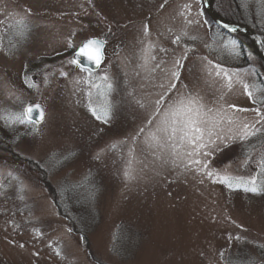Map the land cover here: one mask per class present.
<instances>
[{
	"label": "rangeland",
	"instance_id": "374dc122",
	"mask_svg": "<svg viewBox=\"0 0 264 264\" xmlns=\"http://www.w3.org/2000/svg\"><path fill=\"white\" fill-rule=\"evenodd\" d=\"M214 8L264 38V0ZM190 96L203 147L157 130ZM86 241L103 264L264 263V62L202 0H0V264H96Z\"/></svg>",
	"mask_w": 264,
	"mask_h": 264
},
{
	"label": "snow or ice",
	"instance_id": "6c2138e0",
	"mask_svg": "<svg viewBox=\"0 0 264 264\" xmlns=\"http://www.w3.org/2000/svg\"><path fill=\"white\" fill-rule=\"evenodd\" d=\"M97 45L98 42L95 40L87 41L79 49L78 55L84 56L89 62H93L97 66H99L102 60V53L100 51V47ZM72 62L76 63L77 61L73 60ZM177 64H179V61H177ZM177 75H178L177 73H173V76H177ZM226 86L229 89L232 86L230 77H228V83ZM172 87H175V85H172ZM244 87L247 95L250 98H252L253 93L249 91V86L245 84ZM157 104H159V101H157ZM204 107L205 106L199 102V99L197 97L190 96L186 101L183 97H181L180 101H178L176 105L171 106L166 111L165 117L161 121L162 126L159 127L157 130L159 132L164 133L167 139H173L176 136V134L179 133V139L181 142L187 141V143L190 145H197L198 147H203L204 145L199 142L203 141L205 133L207 132V135L209 136L212 135L211 127L207 129L203 127V125L207 124L209 120L212 119L211 117H209L207 120L205 119L207 113L204 111ZM230 107H235V106H230ZM33 111H37L38 118L40 120H43L44 112L39 105L26 107L24 110V116L31 119V113ZM241 111H243V109H241ZM105 114L107 115L106 111ZM244 127L245 129H247L248 125H245ZM252 134L254 133L249 132L246 133L245 135H252ZM244 138H245L244 136L241 137V139ZM152 139L158 140V137L153 135ZM189 154L191 155V153ZM195 163H199V161H195ZM251 183L253 184V187L250 190L256 192L257 188L255 187L256 184L255 178H252Z\"/></svg>",
	"mask_w": 264,
	"mask_h": 264
},
{
	"label": "water",
	"instance_id": "95a60500",
	"mask_svg": "<svg viewBox=\"0 0 264 264\" xmlns=\"http://www.w3.org/2000/svg\"><path fill=\"white\" fill-rule=\"evenodd\" d=\"M214 1L215 0H203L204 2V7L206 10L207 15L209 16V18L211 19V21L218 25L221 29L226 30L229 33L232 34H241L246 36L248 39H252L254 40L256 47L258 49L259 52H256L257 54H259V57L262 59V61L264 62V40L262 38V35L259 34L258 32H256L255 30H253L252 28L245 26L243 24H239V23H235V22H231V21H227L225 19H223L222 17H220L218 15V13L216 12L215 8H214ZM89 40H95L98 42V45L100 47V51L102 53V60L104 59V53H103V49H104V42L102 40L99 39H89ZM87 40V41H89ZM87 41H85L83 44H85ZM83 44L79 47V49L83 46ZM79 49L73 54V59L75 61H77V63L83 67V68H87L91 71H95L98 69V67L95 63L93 62H89L84 56L78 55ZM34 105H39L40 108L43 110V107L39 104V103H35L32 105H28V106H34ZM27 106V107H28ZM25 110V109H24ZM27 118V117H26ZM44 118V117H43ZM29 121L31 122H41L42 120H40L38 118V112L37 111H33L31 113V119L27 118ZM259 264H264V263H259Z\"/></svg>",
	"mask_w": 264,
	"mask_h": 264
},
{
	"label": "trees",
	"instance_id": "16d2710c",
	"mask_svg": "<svg viewBox=\"0 0 264 264\" xmlns=\"http://www.w3.org/2000/svg\"><path fill=\"white\" fill-rule=\"evenodd\" d=\"M55 204H56L57 206H59L58 203H57L56 201H55ZM60 212H61V211H60ZM87 242H88V241H86V243H85V247H86V249H87V251H88V254H89L90 258H91L96 264H103V263H101L100 261L96 260V259L93 257L92 252H91V250H90V248H89Z\"/></svg>",
	"mask_w": 264,
	"mask_h": 264
},
{
	"label": "bare ground",
	"instance_id": "6f19581e",
	"mask_svg": "<svg viewBox=\"0 0 264 264\" xmlns=\"http://www.w3.org/2000/svg\"><path fill=\"white\" fill-rule=\"evenodd\" d=\"M247 39H248V38H247ZM248 40H249V42H250L252 48L255 50V52H259L258 49H257V47H256V44H255L254 40H252V39H248ZM259 54H260V53H259ZM259 54H258V55H259Z\"/></svg>",
	"mask_w": 264,
	"mask_h": 264
}]
</instances>
